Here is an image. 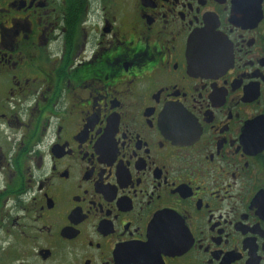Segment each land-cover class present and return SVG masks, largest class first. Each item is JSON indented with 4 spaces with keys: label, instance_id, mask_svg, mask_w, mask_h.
Returning <instances> with one entry per match:
<instances>
[{
    "label": "flooded vegetation",
    "instance_id": "flooded-vegetation-1",
    "mask_svg": "<svg viewBox=\"0 0 264 264\" xmlns=\"http://www.w3.org/2000/svg\"><path fill=\"white\" fill-rule=\"evenodd\" d=\"M0 264H264V0H0Z\"/></svg>",
    "mask_w": 264,
    "mask_h": 264
},
{
    "label": "water",
    "instance_id": "water-1",
    "mask_svg": "<svg viewBox=\"0 0 264 264\" xmlns=\"http://www.w3.org/2000/svg\"><path fill=\"white\" fill-rule=\"evenodd\" d=\"M130 248L133 250H147V249H149L146 245H143V244L142 245L134 244Z\"/></svg>",
    "mask_w": 264,
    "mask_h": 264
}]
</instances>
